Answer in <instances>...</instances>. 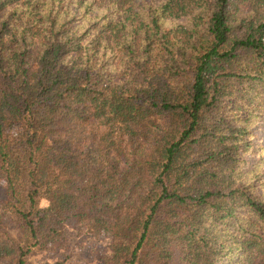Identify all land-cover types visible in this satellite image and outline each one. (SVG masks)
<instances>
[{
	"label": "trees",
	"instance_id": "trees-1",
	"mask_svg": "<svg viewBox=\"0 0 264 264\" xmlns=\"http://www.w3.org/2000/svg\"><path fill=\"white\" fill-rule=\"evenodd\" d=\"M260 124L264 0H0V264H264Z\"/></svg>",
	"mask_w": 264,
	"mask_h": 264
},
{
	"label": "rangeland",
	"instance_id": "rangeland-1",
	"mask_svg": "<svg viewBox=\"0 0 264 264\" xmlns=\"http://www.w3.org/2000/svg\"><path fill=\"white\" fill-rule=\"evenodd\" d=\"M185 22L189 23V20L182 17H169L161 20L165 29L174 28ZM259 126L260 128L256 130L254 142L263 145L264 125L260 124ZM245 157L247 168H252L254 162L257 163L258 159L264 156L249 152ZM254 170L260 174V189L258 193L264 200V163L261 162ZM250 176H253V173ZM3 186V182L0 179V203L4 198ZM42 205H45V202ZM4 220L9 226L10 232L16 235L17 224L15 219L11 215L5 214ZM65 225L67 234L62 246L53 249H40L37 247L28 254L26 264H103L102 255L109 251V246L112 243L111 239L102 235L92 236L87 234L86 227L74 220H68Z\"/></svg>",
	"mask_w": 264,
	"mask_h": 264
}]
</instances>
